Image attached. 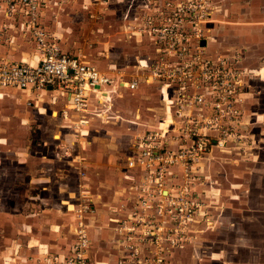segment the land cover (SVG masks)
<instances>
[{
  "label": "rangeland",
  "instance_id": "obj_1",
  "mask_svg": "<svg viewBox=\"0 0 264 264\" xmlns=\"http://www.w3.org/2000/svg\"><path fill=\"white\" fill-rule=\"evenodd\" d=\"M183 1L188 0H60V3L55 6L54 0L51 7L45 10L43 18L50 33L55 35L64 50L68 48L67 51L73 53H78L81 50L96 65L101 60H105L106 64L117 60L124 72L137 71L139 76L150 77L155 75V68L151 67L155 59L138 62L139 58H145V60L147 56L155 57L157 60L164 58L162 69L164 64L167 69L169 67L184 69L186 66H188L186 69L190 68L188 59L174 56L173 53L171 55L167 51H156L155 46H151L152 44L149 43L157 39L155 32L149 33L150 25L152 27L154 22H159V17L163 12H171L168 17L173 16L174 8ZM208 1L212 13L204 22L206 30L203 39L207 42L206 52L207 54L230 57L233 67L236 68L235 72L243 73L244 87L246 86L247 91L243 95L244 102L242 104L245 114L228 128V133L233 135L228 139L227 148L224 149L213 144L212 149L200 154V157L203 158L199 157V153H201L199 151L197 156L192 157L198 150V141L191 134H187L179 111L185 110L194 116L197 114L198 120H200L197 127L205 125L208 121L203 119L211 114L207 112L208 109L203 112L198 107L200 105L192 102L191 99L187 100V103H178L172 92V86L174 87V84H178V82L181 83V76L178 74L182 73L174 75V81L170 82L165 78L161 80V77L154 76L151 81L148 80L152 85L147 86L148 90L144 89V91L135 94L131 91L120 93V97L123 98L119 101L125 105L133 101L134 105H138L144 110L146 107L164 106L167 111L161 128L166 137L170 136L166 146L175 154L184 155L170 168L169 176L166 179L167 187L179 188L182 183L190 181L192 185L195 184L196 192L200 194V213L190 225L186 240L175 249L194 242L198 235L202 244L199 246L206 248L208 244H211L212 247L208 254L207 252L201 253L198 257H193L189 249L181 256L180 264H190V262L211 264L210 252L218 250L224 245L229 246V238L234 236L235 231H229L223 225H219L220 223H218L219 227L214 230L210 220L208 224L206 221L210 210L209 201H218L219 199L221 203L224 202L225 206L234 205L239 208L232 216L235 221H240V217L243 215L256 216V221L253 222L243 219L245 223L243 230L248 235L259 236V255L255 256L254 261L262 262L264 261V253H262L264 249V36L259 40V34H264V30L259 32V0ZM13 33H18V36L15 34L17 42H26L24 49L29 53L30 42H33L32 37L26 35L25 31ZM145 42L149 43L150 47ZM209 43L210 46H208ZM141 64H144L143 67L146 69L139 68L138 65ZM114 65L115 62L110 63V67ZM165 83L171 85H164ZM188 86L190 87V85ZM194 91L204 93L206 90ZM11 94H13L12 91ZM110 103L109 100L107 105ZM125 105L124 107H126ZM38 106L36 108L34 105L28 104L21 95L12 97L5 94L0 97V135L3 137L0 142L7 146L5 149L11 156L16 150L22 151L24 154H32L33 151L49 153L50 150H53V156L56 155V152L63 156L71 146L72 152L79 150L80 146L86 150L91 148L92 141L88 138L95 136L98 132H93L92 129L86 130L90 122L72 127V129L63 128L64 132L61 133L59 132L60 119L55 120L51 117V107L47 103H41ZM98 112L99 110L96 113L99 114ZM94 113H90V115L96 116ZM53 115H56V112H53ZM96 118L99 116L97 115ZM244 119L248 125H244ZM97 126L95 124L94 127ZM213 129L208 127V132L205 133L218 134ZM201 133L204 132L201 131ZM115 134L117 135V133ZM53 136L54 138L61 137L65 145H63L64 143H54ZM13 142L20 145L15 146ZM213 150L214 153L209 155ZM76 158L79 160L80 156L77 155ZM63 160L64 158L60 159L59 157L56 161V168H59L62 177L56 181L55 186L61 187V189L59 192L55 190V194H52L55 199L53 196H49L47 200H44L43 196H48V194L38 192L37 185L25 184L24 179L23 182L20 180L14 182L15 167L11 171L7 169L9 175L5 174V176H7L8 186L17 183L19 188H15L13 193L0 191V211L16 214L27 208V210L25 209L27 213H24V215L26 214L25 220L21 218L23 220L21 226L28 236L21 242V245L24 249H28V252L30 249L33 251L30 254L27 252L28 254L23 256L10 253L6 259L9 263L3 262V264H72L70 259L74 255L78 240L77 229L80 219L77 210L81 197L79 194L74 195V191H78L75 186H78L79 182L73 185L68 181L70 177H67L68 180H66L67 178L63 174V171L69 170ZM8 162L10 160H7ZM12 165H15L14 162ZM207 168L212 169L210 170L211 174L203 173L204 169L207 171ZM18 169L25 172V167L19 165ZM184 172V181H182L181 174ZM24 178L26 179V177ZM71 180L74 178L72 177ZM64 183L68 184L64 185ZM231 185L236 186L237 189L230 191ZM135 186L132 190L133 194H135ZM208 187L210 189H207ZM22 188L23 190L26 188L25 193L19 194V190ZM32 200L34 203L31 204ZM246 200L249 206L246 204ZM221 203L216 205L214 213L218 215L222 212L229 216L230 210L221 209ZM67 204L70 205L69 210H67ZM243 208H250V212L243 211ZM257 209H259L258 212H256ZM68 212L74 214L75 221L70 219ZM45 216L48 218L54 216L55 221L42 227L41 220ZM30 218L35 219L34 222L37 224L32 222V227L28 225L27 223H31ZM194 223H199V225L205 223L201 227L202 231L206 230L209 225L212 233L204 231L200 234L197 232L195 235V232L191 231ZM250 228L251 230H249ZM195 229L198 231L199 226H195ZM41 230H43L41 238L33 239L37 233L41 235ZM226 240H228L227 243ZM11 243L19 246L18 243H15V239L11 240ZM188 246L193 247L192 244ZM16 256H18L17 260L11 259ZM117 264H119V260Z\"/></svg>",
  "mask_w": 264,
  "mask_h": 264
},
{
  "label": "built area",
  "instance_id": "obj_2",
  "mask_svg": "<svg viewBox=\"0 0 264 264\" xmlns=\"http://www.w3.org/2000/svg\"><path fill=\"white\" fill-rule=\"evenodd\" d=\"M53 1L0 0V47L5 42H13V32L25 31L35 42L38 54L36 63L0 58V90L16 88L31 93L47 90L62 94L67 100L66 110L78 116L73 123L79 126L89 122L87 114L90 98L94 96L104 100L111 90L113 78L87 60L81 50L73 54L60 46L55 35L50 33L48 26L43 22L45 10L51 7ZM57 3H60V0H55L54 5ZM208 3V0L178 3L173 16L168 17L171 12H163L159 22H154L148 29L150 34L156 33L161 52L173 53L174 56L188 59L190 62L189 69H186L188 66L184 69H167L164 64L163 70V58L151 66L155 68L154 76L170 82L174 81V75L182 73L178 74L181 76V83L172 86L178 103H187V100L191 99L200 105L198 107L203 112L208 109L207 112L211 114L203 119L208 121L205 125L197 127L200 123L197 114L194 116L188 114V111H179L187 134H191L198 141V150L192 157L197 156L198 151L201 152L200 157V154L212 149L213 144L226 148L228 139L233 135L228 133V128L245 114L242 105L245 85L243 73L235 72L236 68L233 67L230 57L212 56L206 52V42L203 43L206 30L204 22L212 13ZM154 76H147L145 79L150 81ZM121 84L134 90L138 81L125 83L122 80ZM166 84L171 85H164ZM201 89L206 91H194ZM208 127L214 128L218 134H206ZM169 138L161 127L148 129L135 136L132 144L135 153L127 159V166L141 167L144 174L135 186V194L129 202L126 216L121 218L115 227L118 235L115 242L127 253L124 259L119 260V264H168L171 252L186 240L190 225L200 213L201 198L196 192L195 184L187 181L179 188L167 187L166 179L170 168L184 156L175 154L166 146ZM181 175L184 181L185 172ZM80 197L77 210L80 219L78 240L70 262L98 264L90 258V239L86 223L83 221L86 213L94 210L90 189L84 187Z\"/></svg>",
  "mask_w": 264,
  "mask_h": 264
},
{
  "label": "crops",
  "instance_id": "obj_3",
  "mask_svg": "<svg viewBox=\"0 0 264 264\" xmlns=\"http://www.w3.org/2000/svg\"><path fill=\"white\" fill-rule=\"evenodd\" d=\"M236 3L238 4L239 2ZM43 22L45 23L44 18ZM263 30L264 0H259V32H262ZM15 34L18 36V33ZM16 35L13 39V42H5V44L0 47V58H9L12 60H23L30 63H36V61L38 60V54L36 52L35 42H30L31 49H29V53H27V50L24 49L26 48L24 47V43L26 42H17ZM263 36V33L259 34V40L261 38L263 39ZM155 41L156 39L154 40V42L149 43L152 44L151 46H155L156 51L161 52L159 43ZM149 43H147L146 45L150 47ZM208 46H210V43ZM70 53L73 52L71 51ZM150 59H155L154 62L158 61L155 57L147 56L146 60L145 58H139L138 62H148V60ZM87 60L89 59L87 58ZM111 62H115V65L113 67H110ZM111 62H108L106 64L105 60H101L97 62L98 65L92 62L99 69L107 72L110 76H112L113 85L111 86V90L109 91L107 97L104 98V100L101 101L94 96L90 98V107L87 114V118L90 123L86 130L89 131L90 129H92L93 132H98V134H96L95 136L88 138V140L92 141L91 148L89 147V149L86 150L85 148H82L80 146L79 150L77 149L72 152L71 146L68 148V152L63 154V156H60L61 154L59 152H56V155L53 156V150H50L51 153H40L39 151H33L32 154H24L22 151L18 152L16 150L11 156L10 153H8L9 151L5 149V147L7 146H4L3 142H0L1 192L2 190H4V192L10 191L13 193L15 188H19V185H17V183L13 184V186H8L7 176H5V174H8L7 169L11 171L15 167V172L13 174L14 182H16L17 180L23 182L24 179V183L27 185H37V189L39 190L38 192H45L48 194V196H43L44 200H47L49 196H53L52 194H55V190L59 192L61 189V187L55 186L57 179L59 177H62V173H60L61 171L59 170V168H56V161L59 159V157L60 159L64 158L63 161L69 168V170L67 171L68 173L63 171V174L66 176V178L70 177L69 180L68 178L66 180L70 181L73 185L79 182L78 186H75L78 191H74V195L79 194L80 196V192L84 189V187L90 189L93 201L92 205L95 210H93V212L91 213H86L83 221L86 223L87 232L90 239V258L98 262L99 264H117L118 260L124 259L127 255L126 251L118 246L115 242V239L118 237L115 232V227L118 225L119 220L126 216L129 202L133 200L134 197L132 191L134 189V185H136L140 181L142 175L144 174L141 167L129 168L127 166V159L129 158V156L135 153V150L132 148V144L134 143L136 134L145 132L148 129L161 127V124L165 119V112L167 111L165 110L163 105L152 108L146 107V109L144 110L142 107L134 105L133 101L132 103H128L127 105L122 103V101H119L123 98L122 96L120 97V95L125 93L126 91H131V93L135 94L136 92L139 93L141 91H144V89L148 90L147 86L149 87L150 82H148L145 77L139 76L137 71L124 72L118 65L117 60H112ZM143 66L144 64L138 65L139 68L146 69ZM122 80L125 83L131 80H137L138 86L136 89L130 90L128 87H126L125 84L120 85V81ZM151 80L152 79L150 78V81ZM11 91L13 92V94H11ZM246 92L247 91L245 86L243 88V93L246 94ZM5 94H8L12 97L21 95L22 98L26 99V102L28 104L34 105V107L36 108L39 107L38 104L47 103L48 106L52 109L51 117L55 120L60 119L59 132L61 133L64 132L63 128L72 129V127H75L73 122L77 120L78 116L74 112L66 110L67 100L66 97L62 94L47 90L40 91L39 93H31L28 90H20L16 88L1 89L0 97H3ZM109 100L111 103L107 105ZM124 105L126 107H124ZM40 108H43V106H40ZM97 110H99V114L96 113ZM53 112H56V115H53ZM93 112H95L94 115H98L100 119L96 118V116L93 117V114L90 115V113ZM245 121L246 120L244 119V125H248L246 124L247 121ZM95 124L98 126L94 127ZM134 127L135 129L132 130V128ZM115 133H117L118 136ZM1 139H3L2 135H0V140ZM122 139L123 141L121 142ZM53 140L54 143H64L63 145H65V142L61 137H55ZM13 144L15 146L20 145L16 142H13ZM213 153L214 150L212 152L210 151L209 155H212ZM77 155L80 156L79 160H77L76 158ZM7 160H10V162L7 163ZM12 162H14L15 165H12ZM19 165L23 168L25 167V172H22L20 169H18ZM210 170L212 169L207 168V171L204 169L203 173L211 174ZM24 177H26V179ZM72 177L74 178V180H71ZM66 184L68 183H64V185ZM25 189L26 188H24L23 190L22 188L21 190H19V194L25 193ZM207 189L210 188L208 187ZM235 189H237L236 186L231 185L229 187L230 191ZM16 194L18 195V193ZM53 197L55 199V196ZM230 197L233 198L232 195H230ZM32 203H34L33 200L31 204ZM219 203H221L220 199L218 201H209L210 210L208 213V218L206 219L207 224L210 220L213 229L215 230L219 227L218 223H220L219 225H223V227L227 228L229 231L234 230L235 234L233 237L229 238V242L228 240H226V243L228 242L229 245L228 247L224 245L222 248L210 252V261H212L211 264H264V261H254L255 256L259 255V236L248 235L243 230V224L245 225L243 219H248L249 221L253 222L256 221V216H253L251 214L249 216L243 215L240 217V221H235L234 219H232V216L239 208L234 207V205L225 206L224 202L221 203V209H228L230 210L231 214L228 216L220 212L218 215H216V213L214 212L217 208L216 205ZM69 204H67V210H69L70 205H72ZM246 204L248 205L247 200ZM25 209L27 210V208ZM25 209L22 212L16 214H7V211H0V264H3V262H7L6 259L8 258V255L10 253L12 255L23 256L28 253L30 254L33 251L30 249L28 252V249H24V247L21 245V242L28 236L27 232H25L23 227L21 226L26 216V214L24 215V213H27ZM249 209L250 208H243V211L250 212ZM258 211L259 209H257L256 212ZM68 214H70V219H73L75 221L74 214L69 212ZM53 217L48 218V216H45L42 220L39 219L42 221V227L46 226L47 223L51 224L52 222H54L55 218ZM34 221L35 219L30 218L31 223L27 224L31 225L32 227V222L35 223ZM204 225L194 223L193 228L191 227L192 233L195 232V235L197 234V232L200 234L204 231L212 233V229L209 227V225H206L207 229L202 231L201 227ZM195 226H199L198 231H196ZM249 230H251V228ZM42 233L43 230H41V235L40 233H37V235L35 236V238L33 237V239L41 238ZM198 236L196 240L194 238V242L182 245L178 249H175L174 253L171 252L168 264H180L182 260L181 256H183L189 249L191 250V255L193 257H198L201 253L204 254L207 252L208 254L209 250L212 247L211 244H208L206 248L199 246L202 244L200 243V237ZM13 239H15V243H18L19 246L13 245V243H11V240ZM190 244H192L193 247L188 246ZM262 253H264V249ZM11 259L15 261L18 259V256L12 257ZM190 264L200 263L190 262Z\"/></svg>",
  "mask_w": 264,
  "mask_h": 264
},
{
  "label": "water",
  "instance_id": "obj_4",
  "mask_svg": "<svg viewBox=\"0 0 264 264\" xmlns=\"http://www.w3.org/2000/svg\"><path fill=\"white\" fill-rule=\"evenodd\" d=\"M203 43H205V41Z\"/></svg>",
  "mask_w": 264,
  "mask_h": 264
}]
</instances>
